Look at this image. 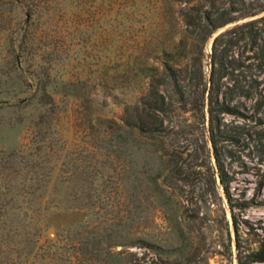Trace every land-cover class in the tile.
I'll return each mask as SVG.
<instances>
[{
  "label": "rangeland",
  "instance_id": "1",
  "mask_svg": "<svg viewBox=\"0 0 264 264\" xmlns=\"http://www.w3.org/2000/svg\"><path fill=\"white\" fill-rule=\"evenodd\" d=\"M32 1L23 6L33 13L29 18L0 0V190L15 180L12 190L40 189L51 207H80L86 203L84 179L100 177L101 202L97 197L92 203L101 207V234L110 235L111 243L124 236L128 243L144 239L164 249L184 246L183 264H264L247 262L264 242V118L259 124L225 117L261 134L260 142L247 139L228 147L234 155L226 160L232 177L228 197L212 177L214 160L200 152L199 129H191L194 143L178 159L175 175L169 172L172 165L157 170L146 144L122 133L117 144L103 137L101 113L119 116L123 105L143 93L152 67L182 62L181 50L172 57L165 53L180 41L181 9L197 0ZM218 31L205 45V73ZM31 83L38 84L36 93ZM184 118L193 120L189 113ZM166 176L167 193L151 182L161 184ZM11 224L19 234L21 222ZM54 232L47 231L49 237ZM19 239L0 243V264H42L26 249V238L21 244ZM104 247L101 264L158 262L149 248Z\"/></svg>",
  "mask_w": 264,
  "mask_h": 264
},
{
  "label": "trees",
  "instance_id": "2",
  "mask_svg": "<svg viewBox=\"0 0 264 264\" xmlns=\"http://www.w3.org/2000/svg\"><path fill=\"white\" fill-rule=\"evenodd\" d=\"M8 1L13 3L15 9L26 14L23 6L32 0ZM263 13L264 0H197L192 5L185 4L181 9L183 30L180 41L178 45H172L170 53H165L172 57L173 51L181 50L182 62L168 60L160 67H152L143 93L133 104L123 105L119 116L101 113L104 139L117 144L123 136H130L133 141L146 144L150 159L158 161L160 165L157 170L165 172L172 165L173 170L169 172L175 175V169H181L178 159L194 143L189 134L191 129H199L203 135L200 152L209 162L210 159L214 160L212 177H217L228 197L232 177L226 160L234 156L228 147L240 146L247 139L261 141L260 132H253L246 125L241 126L233 121L227 122L225 117L232 116L247 122L256 120L259 124L264 118ZM27 16L31 18L33 13L30 11ZM229 24L233 25L212 39L208 55L209 71L205 73V45L216 31ZM16 62L18 64L19 60ZM32 86L36 93L38 84ZM49 98L51 104L55 103L54 98ZM247 103L250 105L247 106ZM187 113L193 119L191 122L184 118ZM175 144H178L177 148ZM192 156L189 153L188 157ZM108 162L111 163V159ZM167 179V176L165 180L161 179V184L156 179L151 182L167 193L164 189L170 188ZM13 181L8 184L9 187ZM68 181L66 179V183ZM37 182L45 184L43 178H38ZM98 182H101L100 177L84 179L87 193H84L86 203L83 206L64 204L60 208L51 207V202L44 203L47 193L40 192V189L29 191L22 188L15 192L7 185L5 192L0 190V243L5 238L11 241L19 235L21 244L24 242L23 236L28 243L26 249L40 257L42 264H51L55 259L68 260L71 264H101L99 259L103 245L105 250L118 246L125 249L149 248L158 259L156 264H183L184 253L188 251L184 246L164 249L144 239L128 243L123 236L119 243H111L108 241L111 240L110 235L102 237L101 207L96 209L92 203L97 197L101 202ZM213 182L215 184L216 179ZM126 202L125 211L129 213ZM233 206L236 205L230 204L231 209ZM76 214L81 218H73ZM54 217L59 220H54ZM126 218L119 219L126 221ZM13 220L21 222L19 234L11 224ZM50 228L55 230L53 237L47 233ZM247 259L248 263H264V242Z\"/></svg>",
  "mask_w": 264,
  "mask_h": 264
},
{
  "label": "water",
  "instance_id": "3",
  "mask_svg": "<svg viewBox=\"0 0 264 264\" xmlns=\"http://www.w3.org/2000/svg\"><path fill=\"white\" fill-rule=\"evenodd\" d=\"M221 31H222V30L218 31V33L221 32ZM214 37H215V35H214Z\"/></svg>",
  "mask_w": 264,
  "mask_h": 264
}]
</instances>
